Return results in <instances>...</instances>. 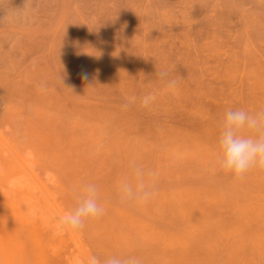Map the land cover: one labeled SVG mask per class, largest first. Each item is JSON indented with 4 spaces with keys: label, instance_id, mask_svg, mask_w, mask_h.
Masks as SVG:
<instances>
[{
    "label": "rangeland",
    "instance_id": "374dc122",
    "mask_svg": "<svg viewBox=\"0 0 264 264\" xmlns=\"http://www.w3.org/2000/svg\"><path fill=\"white\" fill-rule=\"evenodd\" d=\"M229 107L264 108V0H0L2 138L54 195L56 221L85 182L107 209L61 232L51 264H264V211L245 200L264 193V173L235 182L215 162ZM132 160L158 173L145 205L115 196Z\"/></svg>",
    "mask_w": 264,
    "mask_h": 264
},
{
    "label": "clouds",
    "instance_id": "9594fccd",
    "mask_svg": "<svg viewBox=\"0 0 264 264\" xmlns=\"http://www.w3.org/2000/svg\"><path fill=\"white\" fill-rule=\"evenodd\" d=\"M166 82L169 89L177 86L175 79H169L165 70L156 73ZM155 93L140 99L144 108H150L156 101ZM125 109L128 103L123 105ZM218 136L214 153L217 169L230 176L235 182H243L252 172L264 173V108L250 112L245 108L229 107L218 124ZM157 171L146 168L132 160L129 172L116 181L115 196L122 204L145 205L158 195ZM107 209L102 203L101 190L95 183H82L75 198V206L58 218L59 232H81L92 221L103 217ZM87 264H144L136 255L112 254L103 258L92 255Z\"/></svg>",
    "mask_w": 264,
    "mask_h": 264
},
{
    "label": "bare ground",
    "instance_id": "6f19581e",
    "mask_svg": "<svg viewBox=\"0 0 264 264\" xmlns=\"http://www.w3.org/2000/svg\"><path fill=\"white\" fill-rule=\"evenodd\" d=\"M27 165L29 164H27L0 134V264H32V258L37 261L36 264H48L47 259L49 260L54 255L53 249L51 248V253H53L52 255L49 254L50 258H47L46 253L50 251L48 247L52 244V241L57 244L56 240L61 234L56 228L57 202L55 201L54 195L48 190L47 186L41 183L43 182L42 179L37 174L35 175V172L31 170L33 168ZM38 177L41 179V182ZM263 177L260 179L261 177L259 178L257 176L261 180L259 182L261 183L260 187L264 186ZM262 189L264 188L262 187ZM248 192H251L252 196L245 199L247 200L246 203L248 201H260L258 203L259 207L253 209L256 212L260 210L262 213L264 211V193L262 192L258 197L259 199H257V195L254 196L252 194L254 192ZM244 211L249 212V207H246ZM12 221L17 222L19 226L27 227V236L31 241L29 250L26 247L27 245L24 244L25 241H22L23 237L21 235L19 236V233L21 234L25 228L23 227L20 232L17 231L15 228L17 223L14 227ZM25 232H23L24 235ZM44 233L51 234V236L49 235V242L46 241V237L45 239L43 238V235L45 236ZM55 244L53 245L57 246ZM57 250L59 254L61 250L58 247ZM78 250L80 251V249ZM61 252L60 254H62ZM29 256L32 257L30 260L28 258ZM54 256H57V254ZM63 257L62 260H64ZM86 260L84 261L85 264H87ZM64 261H68V264H81V261L77 263V261L71 260V258H67Z\"/></svg>",
    "mask_w": 264,
    "mask_h": 264
}]
</instances>
